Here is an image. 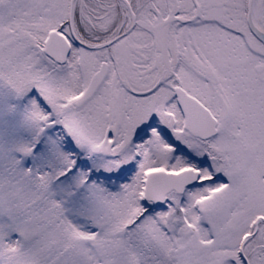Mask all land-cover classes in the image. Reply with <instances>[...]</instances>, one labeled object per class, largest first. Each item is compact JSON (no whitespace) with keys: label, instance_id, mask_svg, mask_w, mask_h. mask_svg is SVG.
Segmentation results:
<instances>
[{"label":"snow or ice","instance_id":"obj_1","mask_svg":"<svg viewBox=\"0 0 264 264\" xmlns=\"http://www.w3.org/2000/svg\"><path fill=\"white\" fill-rule=\"evenodd\" d=\"M0 264H264V0H0Z\"/></svg>","mask_w":264,"mask_h":264}]
</instances>
